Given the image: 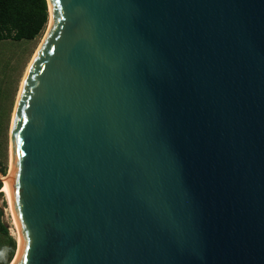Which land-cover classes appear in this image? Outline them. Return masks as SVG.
Listing matches in <instances>:
<instances>
[{
    "label": "water",
    "instance_id": "1",
    "mask_svg": "<svg viewBox=\"0 0 264 264\" xmlns=\"http://www.w3.org/2000/svg\"><path fill=\"white\" fill-rule=\"evenodd\" d=\"M45 1L13 264H264V0Z\"/></svg>",
    "mask_w": 264,
    "mask_h": 264
},
{
    "label": "rangeland",
    "instance_id": "2",
    "mask_svg": "<svg viewBox=\"0 0 264 264\" xmlns=\"http://www.w3.org/2000/svg\"><path fill=\"white\" fill-rule=\"evenodd\" d=\"M48 25L33 40L0 41V224L6 230V235L0 232V253H2L0 264L11 250V241L13 242L11 260L16 255L18 245L8 202L2 191L3 179L10 167L11 122L26 69L39 48Z\"/></svg>",
    "mask_w": 264,
    "mask_h": 264
},
{
    "label": "trees",
    "instance_id": "3",
    "mask_svg": "<svg viewBox=\"0 0 264 264\" xmlns=\"http://www.w3.org/2000/svg\"><path fill=\"white\" fill-rule=\"evenodd\" d=\"M48 14L45 0H0V41L33 40L48 25ZM0 232L6 230L0 224ZM13 252L11 250L1 264H9ZM11 260V261H10Z\"/></svg>",
    "mask_w": 264,
    "mask_h": 264
},
{
    "label": "bare ground",
    "instance_id": "4",
    "mask_svg": "<svg viewBox=\"0 0 264 264\" xmlns=\"http://www.w3.org/2000/svg\"><path fill=\"white\" fill-rule=\"evenodd\" d=\"M49 22H50V17H49V20H48V24H49ZM49 26V25H48ZM48 29V28H47ZM40 46V45H39ZM34 57V56H33ZM31 63V62H30ZM30 65V64H29ZM28 65V66H29ZM28 68V67H27ZM26 71H27V69H26ZM24 79V78H23ZM18 99V98H17ZM17 103V102H16ZM15 107H16V105H15ZM14 111H15V108H14ZM14 114V113H13ZM12 120H13V118H12ZM11 127H12V122H11ZM11 127H10V134H11ZM8 178H9V172H8V174L6 175V177H4V179H3V181H4V187H3V192H4V195H5V197H6V199H7V202H8V209H9V212H10V215H11V218H12V214H11V211H10V206H9V199H8V194H7V189H8V186H7V184H8ZM12 223H13V225H14V222H13V218H12ZM14 227H15V225H14ZM16 230V229H15ZM16 239H17V234H16ZM18 244V243H17ZM16 256V255H15ZM14 260H15V257L12 259V261L9 263V264H13V262H14Z\"/></svg>",
    "mask_w": 264,
    "mask_h": 264
},
{
    "label": "clouds",
    "instance_id": "5",
    "mask_svg": "<svg viewBox=\"0 0 264 264\" xmlns=\"http://www.w3.org/2000/svg\"><path fill=\"white\" fill-rule=\"evenodd\" d=\"M0 255H2V253H0Z\"/></svg>",
    "mask_w": 264,
    "mask_h": 264
}]
</instances>
